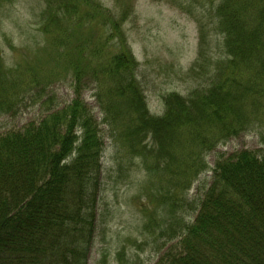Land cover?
I'll return each instance as SVG.
<instances>
[{"label":"trees","instance_id":"16d2710c","mask_svg":"<svg viewBox=\"0 0 264 264\" xmlns=\"http://www.w3.org/2000/svg\"><path fill=\"white\" fill-rule=\"evenodd\" d=\"M68 1L67 9L48 2L43 43L11 70H40L45 78L36 75L30 85L70 75L75 97L0 134V264H87L102 183V124L120 151L144 164L140 207L148 223L187 208L185 195L220 143L264 128V0L201 5L207 13L196 16L200 50L190 69L196 85L186 96L168 93L161 115L149 109L122 29L129 9L116 14L96 0ZM208 31L222 44L212 62ZM4 73L2 65L0 112L12 100ZM88 79L101 122L82 96ZM211 171L195 220L155 264H264V148L219 159Z\"/></svg>","mask_w":264,"mask_h":264},{"label":"rangeland","instance_id":"374dc122","mask_svg":"<svg viewBox=\"0 0 264 264\" xmlns=\"http://www.w3.org/2000/svg\"><path fill=\"white\" fill-rule=\"evenodd\" d=\"M50 1L58 5V0H0V69L3 65L2 81L7 87L12 83L11 92L6 94L12 95L9 109L0 112V134L40 121L75 97L70 75L64 77L63 74L54 82L40 78V82L30 85L36 75L43 76L40 70L11 72L14 65L34 54L38 42L43 43L46 36L42 27L49 18L45 11ZM59 1L66 9L71 6L68 0ZM96 1L116 14L129 9L122 29L139 63L138 80L152 114H163L164 97L168 93L180 92L186 96L192 91L196 81L190 69L200 50L197 19L207 13L201 10L207 0H194V4L187 0H121L123 7L119 0ZM58 10L64 12L63 8ZM217 37L208 31L204 46L208 62L222 51L221 39ZM94 87L89 79L84 81L82 96L101 122ZM101 129L106 135L102 183L96 231L87 264H155L179 241L177 234L184 224L195 220L199 198L211 184V169L216 162L242 150L264 148V128L260 127L220 143L206 155L209 170L185 195L187 208L177 210L165 222L148 223L140 207L142 189L148 181L144 164L140 158L132 159L127 152L118 149L115 140L107 136L109 126L102 124Z\"/></svg>","mask_w":264,"mask_h":264}]
</instances>
